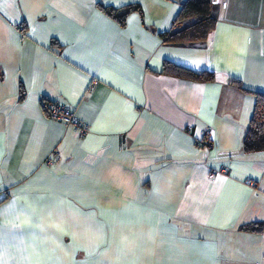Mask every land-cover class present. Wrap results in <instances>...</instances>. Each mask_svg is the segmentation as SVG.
<instances>
[{
	"label": "crops",
	"instance_id": "crops-1",
	"mask_svg": "<svg viewBox=\"0 0 264 264\" xmlns=\"http://www.w3.org/2000/svg\"><path fill=\"white\" fill-rule=\"evenodd\" d=\"M185 2L0 0V264H264L254 97L230 82L264 93V0H212L206 40L166 44Z\"/></svg>",
	"mask_w": 264,
	"mask_h": 264
},
{
	"label": "trees",
	"instance_id": "trees-1",
	"mask_svg": "<svg viewBox=\"0 0 264 264\" xmlns=\"http://www.w3.org/2000/svg\"><path fill=\"white\" fill-rule=\"evenodd\" d=\"M211 1L212 0H186L181 6L178 16L173 23L172 31L160 35L162 41L170 45H182L206 40L215 24L209 11ZM101 9L107 16L115 20L121 26L125 23V18L131 12H140V7L135 4L119 8L103 6ZM163 71L184 79L205 82L214 80V75L212 73H195L168 63L163 65ZM230 82L240 90L254 97L253 111L245 128L240 151L244 154L264 152V93L249 90L235 79H230ZM20 93L22 94V91H20ZM244 229L255 231L247 226L244 227Z\"/></svg>",
	"mask_w": 264,
	"mask_h": 264
},
{
	"label": "built area",
	"instance_id": "built-area-1",
	"mask_svg": "<svg viewBox=\"0 0 264 264\" xmlns=\"http://www.w3.org/2000/svg\"><path fill=\"white\" fill-rule=\"evenodd\" d=\"M222 7H225V3L222 4ZM47 116L51 120L67 126H72L80 137H84L87 134V127L80 122L64 104H51L47 109ZM210 143L209 132L204 134L203 138L194 142L195 146L198 148H210ZM59 159L60 155L57 152H54L47 158L45 163L46 165H51Z\"/></svg>",
	"mask_w": 264,
	"mask_h": 264
}]
</instances>
